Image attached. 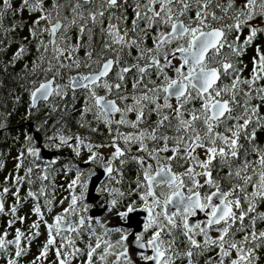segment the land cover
I'll list each match as a JSON object with an SVG mask.
<instances>
[{"label": "snow or ice", "instance_id": "snow-or-ice-1", "mask_svg": "<svg viewBox=\"0 0 264 264\" xmlns=\"http://www.w3.org/2000/svg\"><path fill=\"white\" fill-rule=\"evenodd\" d=\"M0 139L3 264H264V0H0Z\"/></svg>", "mask_w": 264, "mask_h": 264}, {"label": "flooded vegetation", "instance_id": "flooded-vegetation-1", "mask_svg": "<svg viewBox=\"0 0 264 264\" xmlns=\"http://www.w3.org/2000/svg\"><path fill=\"white\" fill-rule=\"evenodd\" d=\"M14 48V45L12 46ZM9 52H11V49L9 50ZM10 102H9V107H10ZM79 106V103H77V107ZM23 111V108L21 107L19 109V111H17L11 118V124L15 125L19 119V112ZM73 131H80L81 134H84L86 130L84 129H77L75 127V125H72ZM97 139H99V137H96ZM19 147L18 144L14 143L11 139H0V163L3 164V167L0 168V181H2V178L4 175H6L13 167L14 164V160L13 157L17 154V148ZM105 152L109 151L108 149L103 150ZM63 155L61 156V162L65 161V160H71L73 159L72 154H71V150L69 149H63L62 150ZM54 153L45 150L42 154V158L43 159H50L53 158ZM83 167V165H81ZM132 176L131 172H128L126 174L125 180L127 181L130 177ZM57 182H60V178L59 176L56 177ZM103 181V177L101 175V173L98 171L97 172V176L93 177L91 182H90V187L93 190V196H94V189L95 186H97L98 184L102 183ZM37 185H33V188H35ZM123 187H127V184L125 183L123 185ZM25 191H26V186L22 187L20 190V197L21 200L23 201V198L25 196ZM93 197H90L89 199H92ZM14 203V198L11 196V194L9 193L7 196V199L5 200V211L8 210V207L10 204ZM40 203L42 204V201H40ZM32 207V201L29 198V200L24 201L23 203H21V205L18 208L17 211V215H24L25 216V221L23 224H21L19 221H17L15 224H13L11 227H9L7 229L9 235L7 238H12V235L14 234V229L17 227H20L22 231L27 230L28 225L31 221L35 220L36 217L34 214L30 213V209ZM56 211H59V208L56 209ZM92 212L94 215H101V210L99 208L96 209H92ZM54 214V213H52ZM44 218L46 220H48L49 222H51L50 220V214L45 213L44 214ZM8 217L0 214V231H3L5 229V225H6V221H7ZM137 220L136 217L133 218V221H130V225L133 227H136V223L135 221ZM120 223L119 221L116 220L115 217L112 218L111 220V224L112 225H116ZM39 236H36L29 247V250L27 252V254L22 258L24 264H27V261L31 260L33 258V256H35L38 252L39 247L41 246L42 242L46 239V229L44 227V225L41 223L39 226ZM22 244L24 243L23 241L21 242ZM53 256L54 253L52 250H49L47 258L43 261V264H48L49 261L53 260ZM0 264H3V260L0 259ZM73 264H75V261L73 262Z\"/></svg>", "mask_w": 264, "mask_h": 264}, {"label": "trees", "instance_id": "trees-1", "mask_svg": "<svg viewBox=\"0 0 264 264\" xmlns=\"http://www.w3.org/2000/svg\"><path fill=\"white\" fill-rule=\"evenodd\" d=\"M14 47H15V45H14Z\"/></svg>", "mask_w": 264, "mask_h": 264}]
</instances>
